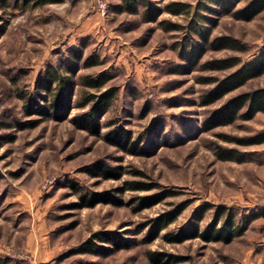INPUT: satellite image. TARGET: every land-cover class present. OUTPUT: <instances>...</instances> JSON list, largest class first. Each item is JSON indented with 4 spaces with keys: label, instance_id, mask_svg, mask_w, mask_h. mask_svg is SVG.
Here are the masks:
<instances>
[{
    "label": "rangeland",
    "instance_id": "rangeland-1",
    "mask_svg": "<svg viewBox=\"0 0 264 264\" xmlns=\"http://www.w3.org/2000/svg\"><path fill=\"white\" fill-rule=\"evenodd\" d=\"M12 4L13 0H5ZM183 1L200 9L209 21V37L229 36L243 51L206 48L197 65L181 59L184 29L164 32L160 22L185 26L188 17L161 13L145 22L137 14H116L120 0H106L105 14L93 0L12 7L0 3V259L15 264H151L147 252L161 251L184 259L180 264H247L250 249L264 264V143L239 146L234 139L264 134V114L252 120H236L224 127L203 131V118L219 103L204 107L200 96L212 87L205 78L223 79L240 66L223 71L205 70L211 59L236 57L248 62L264 50V11L250 20L235 13L250 0H232L234 8L219 7L208 0H151L164 9L167 2ZM227 0H224L226 2ZM19 1L18 6H20ZM97 55L100 64L80 69L79 75L105 72L117 88L118 97L101 122L116 126L140 139L139 155L125 153L104 141L110 128L97 136L72 123L82 109L73 110L64 121L44 120L35 128L19 129L29 119L21 110L16 92L30 89L37 75L48 66L61 67L70 50ZM264 87V73L226 96ZM77 86L73 102L78 99ZM161 122L160 134L150 133ZM217 148L235 149L243 162L221 161ZM97 162L122 168L120 179L93 177L88 173ZM127 181L157 184L150 191L114 192L123 206L98 203L80 207L78 194L112 191ZM159 191L171 197L137 212V198ZM204 204L234 209L237 218H251L243 236L230 244L190 239L168 243L161 237L189 223ZM180 205L185 210L151 243L136 244L107 255L77 254L76 249L99 231L124 233L139 242L146 229L137 228L149 219ZM201 220L203 228L211 217ZM106 247V245H103ZM259 261V260H257Z\"/></svg>",
    "mask_w": 264,
    "mask_h": 264
},
{
    "label": "trees",
    "instance_id": "trees-1",
    "mask_svg": "<svg viewBox=\"0 0 264 264\" xmlns=\"http://www.w3.org/2000/svg\"><path fill=\"white\" fill-rule=\"evenodd\" d=\"M21 1L20 6H18ZM65 0H13L12 4H7L5 0L0 3L5 6L25 8L28 6H42L49 3H63ZM219 7L234 8L232 0H208ZM142 8L140 16L145 22L156 21L157 17L168 12L173 16L184 15L188 17L185 26H179L170 21L160 22L159 25L164 32L178 31L184 29L186 36L183 39L182 47L184 52L181 59L191 65H197L199 55L206 48L230 49L233 51H243V46L238 41L229 36L209 37L204 24L208 18L201 15L200 9L210 12L211 8L202 4L201 1L192 4L183 1L167 2L164 9L154 5L151 0H120V4L114 6V12L121 14L127 12L137 14ZM264 11V0H250L248 4L235 13L236 18L250 20L253 15ZM5 27L0 28V37L4 34ZM100 64L97 55H85L80 49H72L68 54V60L61 67L48 66L37 75L35 83L30 89H23L16 92L17 98L21 101V110L29 119L19 124V129L35 128L38 123L44 120L64 121L67 119L72 108L82 109L81 113L72 118V123L80 129L86 130L90 135L97 136L103 128H110L103 136L104 141L110 146H114L123 152L139 155L140 139L135 138L129 131L116 126L113 120L106 123L101 122V118L111 110V106L118 97L116 86L109 84L110 78L105 72L92 75L80 74L82 68H92ZM240 66L223 79L205 78L203 83L212 84V87L204 92L199 98V105L204 107L219 103L218 106L210 111L201 124L203 131H212L214 128L224 127L232 124L236 120H252L257 113L264 114V87L255 88L253 91L241 92V94L227 97L228 94L244 85L260 74L264 73V50L248 62L241 63L236 57L225 59H211L203 64L205 70L223 71L228 68ZM79 96L73 102L74 92L77 88ZM163 129L161 122L154 123L149 130L150 133L160 134ZM239 146H249L264 143V134L255 137L234 139ZM216 156L221 161L235 160L243 162L244 155H240L235 149L217 148ZM88 173L93 177L101 176L104 179H120L122 168L119 166L109 167L97 162ZM125 187H117L112 191L84 192L81 193L78 186L71 184L72 189L78 194L80 207H94L98 203L109 204L111 206H123L121 199L114 195V192L131 191H150L157 187V184L144 183L140 181H127ZM174 193L159 191L151 195L142 196L134 203L137 212L144 208H149L157 203L171 197ZM185 210V205H180L176 209L167 213L157 215L149 219L143 225L138 226L137 231L142 232L146 229L139 242L128 240L124 233L112 231H99L91 234L76 249L77 254L90 253L97 256L107 255L114 250H126L136 244L151 243L158 239L161 231L169 227L172 222ZM212 210L208 223L200 228L201 220L204 215ZM249 216L241 219L233 208L223 205L212 206L204 204L195 211L189 223L172 232L161 235L168 243H182L190 239H200L205 242H220L230 244L235 238L243 236L245 229L250 222ZM103 245H106L104 247ZM147 259L151 264H180L184 262L182 257L171 255L161 251L147 252ZM0 264H12L9 259H0ZM15 264V263H13Z\"/></svg>",
    "mask_w": 264,
    "mask_h": 264
},
{
    "label": "crops",
    "instance_id": "crops-1",
    "mask_svg": "<svg viewBox=\"0 0 264 264\" xmlns=\"http://www.w3.org/2000/svg\"><path fill=\"white\" fill-rule=\"evenodd\" d=\"M254 251L255 250L250 249V252H248V254H247L248 257L246 258L245 263L247 262V264H260V259L261 258L257 259L258 258L257 257L256 259L254 258V260H252L251 257H250L251 255H253L255 253ZM254 255L258 256V254H256V253ZM257 260H259V261H257Z\"/></svg>",
    "mask_w": 264,
    "mask_h": 264
},
{
    "label": "built area",
    "instance_id": "built-area-1",
    "mask_svg": "<svg viewBox=\"0 0 264 264\" xmlns=\"http://www.w3.org/2000/svg\"><path fill=\"white\" fill-rule=\"evenodd\" d=\"M96 7H98V9L101 11L102 14H105V11H106V0H93Z\"/></svg>",
    "mask_w": 264,
    "mask_h": 264
}]
</instances>
